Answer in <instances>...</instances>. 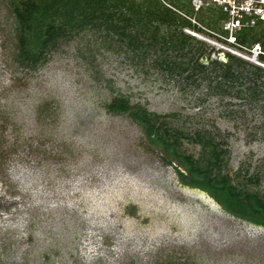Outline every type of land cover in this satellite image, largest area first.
I'll list each match as a JSON object with an SVG mask.
<instances>
[{
    "label": "rangeland",
    "instance_id": "374dc122",
    "mask_svg": "<svg viewBox=\"0 0 264 264\" xmlns=\"http://www.w3.org/2000/svg\"><path fill=\"white\" fill-rule=\"evenodd\" d=\"M9 2L0 0V264H264V228L185 185L179 162L169 164L141 125L107 108L123 96L172 129L210 131L228 151L225 173L257 175L251 189L264 195V102L251 111L208 94L206 83L180 90L148 62L94 45L90 65V32L61 42L39 68L23 67ZM204 2L193 0L195 11ZM218 8L197 18L217 22V31L225 21ZM206 27L184 31L205 42L204 64L228 62ZM235 34L264 48L261 26ZM237 109L245 112L223 113ZM181 141L199 157L200 145Z\"/></svg>",
    "mask_w": 264,
    "mask_h": 264
},
{
    "label": "trees",
    "instance_id": "16d2710c",
    "mask_svg": "<svg viewBox=\"0 0 264 264\" xmlns=\"http://www.w3.org/2000/svg\"><path fill=\"white\" fill-rule=\"evenodd\" d=\"M192 1L176 0V4H172L167 0H10L18 24L17 62L26 68H39L61 42L90 32L93 38L86 41L89 54L83 55L90 65L96 53L91 52L92 45L117 55L130 54L133 64L148 62L163 79L173 81L180 90L193 91L206 83L208 94L235 97L253 111L264 102V69L230 54L226 55V63L213 60L204 64L201 60L205 42L184 29L202 32V27L207 26L213 32L223 35L227 32L223 25L217 31L211 27L218 24L215 21L197 18L204 7L213 9L215 4L204 2L205 5L195 11ZM218 10L224 15L223 23L227 15L221 7ZM257 26L264 30V23ZM255 44L260 43L251 45ZM107 108L115 115L127 114L141 125L149 141L169 157V164L179 162L184 171L178 167L176 171L185 185L209 194L236 218L264 228V195L251 189L260 179L253 174L239 181L240 173L234 178L225 173L228 151L222 148L224 141L218 140L215 134L206 129H196L190 134L183 129H172L158 115L140 105H132L129 98L123 96L114 97ZM243 112L223 111L228 118ZM260 127L255 125L254 130ZM182 139L201 146L199 157L181 149Z\"/></svg>",
    "mask_w": 264,
    "mask_h": 264
},
{
    "label": "built area",
    "instance_id": "2783aa9c",
    "mask_svg": "<svg viewBox=\"0 0 264 264\" xmlns=\"http://www.w3.org/2000/svg\"><path fill=\"white\" fill-rule=\"evenodd\" d=\"M211 2L221 7L227 15L223 24V30L227 32V35L210 31L221 39V42L213 41L212 45L223 50L226 55L230 54L249 63L264 66L262 46L255 44L247 47L239 43L235 36V32L243 27H253L258 23H264V0H211Z\"/></svg>",
    "mask_w": 264,
    "mask_h": 264
},
{
    "label": "water",
    "instance_id": "95a60500",
    "mask_svg": "<svg viewBox=\"0 0 264 264\" xmlns=\"http://www.w3.org/2000/svg\"><path fill=\"white\" fill-rule=\"evenodd\" d=\"M223 60H224V61H227V58H226V56H225V58H223Z\"/></svg>",
    "mask_w": 264,
    "mask_h": 264
},
{
    "label": "clouds",
    "instance_id": "9594fccd",
    "mask_svg": "<svg viewBox=\"0 0 264 264\" xmlns=\"http://www.w3.org/2000/svg\"><path fill=\"white\" fill-rule=\"evenodd\" d=\"M193 33V32H192ZM194 34V33H193ZM194 35H196L197 37H198V35L197 34H194Z\"/></svg>",
    "mask_w": 264,
    "mask_h": 264
},
{
    "label": "flooded vegetation",
    "instance_id": "af4514ba",
    "mask_svg": "<svg viewBox=\"0 0 264 264\" xmlns=\"http://www.w3.org/2000/svg\"><path fill=\"white\" fill-rule=\"evenodd\" d=\"M199 190V189H198ZM199 191H201V190H199ZM202 192V191H201Z\"/></svg>",
    "mask_w": 264,
    "mask_h": 264
}]
</instances>
